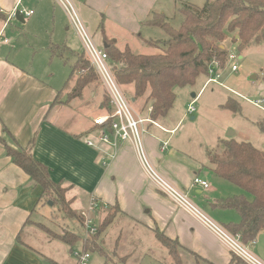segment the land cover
Masks as SVG:
<instances>
[{"label":"crops","instance_id":"0c3cea01","mask_svg":"<svg viewBox=\"0 0 264 264\" xmlns=\"http://www.w3.org/2000/svg\"><path fill=\"white\" fill-rule=\"evenodd\" d=\"M55 1L0 0V264H77L71 249L78 245L85 247L86 241L81 239L74 245L63 242L68 248L60 251L58 243L62 241L44 235L43 223L33 220V214L40 209L41 201L46 202L48 198L41 197L42 188L12 162L5 145L27 150L36 161L46 166L51 181L61 184L70 208L79 214L88 207L90 199L95 198L98 209L93 213L94 220H101V213L117 208L115 222L132 223V227L147 230L160 245L155 230L176 240L182 249L183 263L245 264L196 216L154 188L132 143L124 142L115 150L110 143H102L96 138L98 131L92 119L103 112L104 107L100 101L96 104V100L90 98L86 88L80 96L69 97L75 81H72L70 67L68 72L65 71L68 66L65 54L70 58L80 51L72 47L64 30L56 31ZM71 1L92 40L96 45L100 43V47L105 39L112 40L120 48L128 46L118 44L117 33H123L127 43L135 42L134 46L143 44L151 49L148 52L145 47V51L139 53H157L159 49L152 44L166 39L153 38V31H148L149 35L144 38L141 31L143 27L154 28L145 21L152 13L166 16L173 0ZM29 8L34 10L29 17L41 11L46 23L38 45L46 53L44 66L33 56L19 55L20 51L9 46L4 36L8 24L19 21L15 18V11ZM27 18L23 17L22 23ZM52 25L53 28H49ZM61 50L66 53L63 55ZM55 59L65 71L62 75L59 73L60 76L49 68ZM26 64L30 67L27 68ZM87 104L97 105L96 111L78 121L73 109L87 107ZM186 115V111L183 112L174 127L164 124L166 117L147 125L143 141L148 158L154 168L184 191L204 214L212 216L221 225L235 222V215H224L225 212L237 215L234 210L213 205L223 197L216 193L214 183L208 180L210 177L216 179V176L208 168L207 149L191 154L183 148L186 143L183 137L174 135ZM88 139L94 142V146L86 143ZM163 143H166L165 149L161 148ZM112 154L113 158H110ZM104 162L107 164L103 165ZM194 176L207 181L208 187L191 186ZM74 222L80 227L77 220ZM103 236L104 233L96 239L101 250L91 253H98L102 264H129L136 248L121 246L122 241L117 235L113 248L107 250L103 247ZM251 247L252 250L257 247L255 253L264 261V232L258 234ZM166 252L170 258L167 249Z\"/></svg>","mask_w":264,"mask_h":264},{"label":"trees","instance_id":"16d2710c","mask_svg":"<svg viewBox=\"0 0 264 264\" xmlns=\"http://www.w3.org/2000/svg\"><path fill=\"white\" fill-rule=\"evenodd\" d=\"M180 11L183 19L177 28L172 27L162 13H152L145 21L147 25L162 29L167 35L165 40L152 44L159 49L157 53L134 52L128 46L120 48L108 39L104 40L106 46H102L119 86L132 103L142 102V108L150 106L149 116L152 120L168 115L176 97L175 87L193 84L200 74L208 76L212 66L217 69L225 67L229 60L227 40L239 51L251 44L264 42V0H205L199 9L184 5ZM76 56L78 61L75 66L80 73L71 90V98L80 96L97 78L83 52L76 53ZM261 73L264 85V70ZM129 87L130 91L127 89ZM221 106L233 113L240 109L238 102L231 97ZM255 125L264 133V117L256 121ZM217 144L220 147L218 151L211 149L206 152L208 168L217 178L236 185L243 193L225 197L213 205L234 210L238 220L222 226L238 235L242 243L254 242L258 234L264 232V147L257 148L250 142L237 141L233 137L218 139ZM5 149L12 162L42 188L41 197L60 198L59 203H65L69 217L82 226L80 214L70 208V201L65 199V189L61 184L51 181L47 167L36 161L25 149L7 145ZM116 211L117 208H112V216ZM110 214L98 225L96 234L86 239L84 248L89 251L101 250L96 239L110 224ZM154 233L167 249L172 263L183 264L176 250L181 249L178 242L158 230ZM65 234L59 238L52 235V238L69 245L82 239L81 234L73 230Z\"/></svg>","mask_w":264,"mask_h":264},{"label":"rangeland","instance_id":"374dc122","mask_svg":"<svg viewBox=\"0 0 264 264\" xmlns=\"http://www.w3.org/2000/svg\"><path fill=\"white\" fill-rule=\"evenodd\" d=\"M204 2L205 0H173L172 7L166 14V19L172 27L177 28L183 19V14L180 11L181 7L184 5H190L193 9H199ZM41 13L42 12L39 11L33 17H28L24 23L16 20L12 21L11 24H8L7 31L4 35L6 43L11 47L15 46V50L20 51L19 55L24 56V54H28V57L33 56L38 64L42 63L46 57V53L38 48L41 41L39 35L45 33L44 28L46 27V23H44ZM50 18L53 20V17ZM54 18L55 25L57 26L56 31L58 29L64 30V34L66 35L67 40L71 42L72 47L80 52L82 51L83 56L87 58L83 50L81 39L69 21L65 10L56 1L54 2ZM49 28H53V25ZM56 31L54 34H56ZM148 31H153V35H151L152 37L154 36L153 38H167L165 32L156 27H143L141 36L147 38L149 35ZM117 34L119 35L118 44H120V46L123 47L124 44H128L130 49L134 52L145 51V47L148 49V52L151 51L148 46H143V44L141 45L144 49H142V46H134L135 42L127 43V39H125L123 33ZM154 43H157V41H154ZM225 43L227 47H229V54L233 55L234 58H230L223 69H218L219 78L217 79V82H206L208 76L200 74L196 77L193 84L183 87H175L174 92L176 97L173 106L163 120L164 124L169 127H174L180 119L181 114L186 111V107L194 101L193 107H195V110L190 114L186 112L188 115L181 119L176 134H174L175 136L183 137V141L186 142L184 143L183 148L191 154H199L204 148L207 150L212 149L218 151L220 147H218L217 138L228 139L230 138L229 135L231 132H234L232 137L237 141L250 142L257 148L264 147V133H261L255 125L257 120L264 117V85L262 83L261 73L262 70H264V42L261 44H251L240 51L234 48L235 46L231 44L230 40H227ZM99 44L100 43L97 45L100 46ZM61 53L64 55L66 51L61 50ZM65 55L66 61L68 62L65 71L67 69L68 72V67H70L72 71V81L74 82L80 73V71L77 70V65L75 66L78 58L77 56L69 58L67 53ZM232 64L237 65L238 69L236 71L231 70ZM26 67L29 68L30 64H26ZM49 68L53 69L56 74L60 73L62 75L65 72L62 70L63 68L58 59H55ZM47 72H49V70H47ZM253 75L256 77L255 79H252ZM120 88L135 113L141 116H149L147 109L150 106L142 108V102L137 101L132 103L129 96L124 93L123 88ZM86 89L90 92V98L96 100V104L100 101L101 104L106 106V103H108V95L101 85L98 76L86 87ZM127 89L128 91L131 90L130 87ZM87 90H85V92H87ZM193 94L196 96L195 98L192 96ZM228 97H231L238 102L240 108L239 112L233 113L221 108V105L225 103ZM248 99H263V102L261 103L262 108L253 105ZM96 109L97 105L87 104V107H75L73 110L76 111L78 121H83L85 117L88 118L92 112L96 111ZM199 145L201 148H199ZM215 178L216 179L210 177L208 180L211 184L214 183L216 193H221V197L225 198L243 193L236 185L228 183L220 178ZM64 197L65 199L67 198L65 193ZM47 198L48 200L46 202L44 200L41 201L42 203L39 205L40 209L33 214V220L43 223L44 235L48 238H51L52 235L59 238V236L62 237L66 235L65 233H67V231L72 230L73 232L76 231L83 234L82 227H77L74 222L75 219L69 217L70 215L67 213L65 203H59L60 198L53 199L49 196ZM108 213H111L110 215L112 216V208L107 210L106 213H101L102 215L99 214L101 220L98 221L95 219L96 222L98 221L97 226L108 216ZM226 213L235 215L236 218L234 220L237 221L238 217L236 214L233 212H225L224 215H226V217L228 215ZM209 217L211 218L212 216ZM115 219L116 213L113 214L110 224L101 232V234L104 233L103 247L105 249L111 250L114 246V240L117 235H119L120 240L122 241L121 246L124 244L126 249H132L133 247L136 248V252L134 256L131 257L129 264L172 263L166 254V249L156 242L155 238L150 235L147 230L143 228V230L140 228L138 229L135 226L132 227V223L119 224L117 223L118 221H114ZM62 243H58V249L60 251L68 248L66 244ZM71 244L73 243L71 242ZM247 247L252 253L259 257L256 254L257 247L253 250L251 249V244L247 245ZM76 248H80V246L78 245ZM176 250L181 253V249L176 248ZM98 262L99 264H102V259L98 253H91L89 263L98 264Z\"/></svg>","mask_w":264,"mask_h":264},{"label":"built area","instance_id":"2783aa9c","mask_svg":"<svg viewBox=\"0 0 264 264\" xmlns=\"http://www.w3.org/2000/svg\"><path fill=\"white\" fill-rule=\"evenodd\" d=\"M65 12L67 13L72 26L75 28L78 36L83 43V50L87 59L96 72L101 85L108 95V105L102 106L103 112L97 114L92 123L97 128L98 134L96 138L102 143H110L116 150L120 144L124 142L132 143L138 160L146 173L149 181L153 184L154 188L165 196L170 198L179 207L187 210L196 216L214 235L230 250V252L237 258L241 259L245 264H264L259 257L252 253L247 245L242 243L238 235L228 232L221 224L217 223L209 216L204 214L198 206H196L187 194L175 186L172 182L161 175L150 162L144 141L143 135L147 131V125L153 123L154 120L150 116H141L135 113L130 107V103L126 96L123 94L119 84L117 83L113 72L111 70L108 56L105 50L96 45L82 23L79 15L71 0H56ZM23 17H29L33 14V8L20 9ZM15 15V13H14ZM234 56L229 54V59ZM237 65L232 64L231 70L236 71ZM219 72L216 66H212L208 70V79L206 82H217ZM196 96H194L195 98ZM253 105L261 107L263 99L249 100ZM192 101L187 107L186 112L192 113L195 110ZM148 114L151 111L147 109ZM89 146H94L91 139L86 140ZM162 149L166 148V143L161 145ZM113 158V154L110 155ZM104 162L103 165H106ZM200 185L204 188L208 187V182L198 176H194L191 186ZM98 209V201L91 198L86 209L80 211L82 219V239H87L96 234L98 226L94 220V212ZM72 255L75 257L77 264H89L91 252L84 247L72 249Z\"/></svg>","mask_w":264,"mask_h":264},{"label":"water","instance_id":"95a60500","mask_svg":"<svg viewBox=\"0 0 264 264\" xmlns=\"http://www.w3.org/2000/svg\"><path fill=\"white\" fill-rule=\"evenodd\" d=\"M15 18L17 19V20H19V21H23L24 19H23V14L20 12V10H16L15 11ZM104 46H106V45H104ZM256 77L253 75L252 76V79H255ZM192 96H194V94L192 95ZM232 135H234V132H231L230 133V135H229V137H232Z\"/></svg>","mask_w":264,"mask_h":264}]
</instances>
